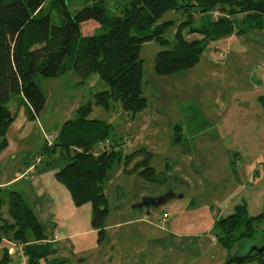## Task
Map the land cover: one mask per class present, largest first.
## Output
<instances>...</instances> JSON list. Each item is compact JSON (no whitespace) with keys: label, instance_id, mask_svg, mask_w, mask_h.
<instances>
[{"label":"rangeland","instance_id":"1","mask_svg":"<svg viewBox=\"0 0 264 264\" xmlns=\"http://www.w3.org/2000/svg\"><path fill=\"white\" fill-rule=\"evenodd\" d=\"M66 1L72 13L84 6L81 0ZM106 1L109 12L118 13L116 0ZM129 1L123 0L121 5ZM53 2L48 0L43 10L58 24ZM183 17L176 11L163 16V21L175 23L165 35L171 44ZM99 32L94 22L83 26L85 36ZM161 50L163 47L152 41L143 45L140 54L145 62L147 109L133 117L114 102L110 110L94 107L89 116L110 124L112 141H125L127 153L145 147L153 155L150 167L161 180L145 179L142 169L128 173L123 160L116 162L104 188L110 210L105 234L91 231L90 203L76 208L70 200L71 207L79 209L76 221L65 214V226L47 225L48 231L57 238L75 231L79 235L52 245L57 251L50 258L53 264H107L111 248L116 264H229L230 255L243 256L252 246L263 245L264 230L230 252L214 238L217 221L233 214L237 206L245 204L251 217L264 212V31L210 43L193 69L171 76L154 71ZM81 81L73 73L38 78L47 101L33 119L23 97L7 105L16 120L6 136L11 148L0 153V182L34 165L32 174L9 188L26 192L31 208L30 178L41 175L46 181L58 170L59 161L50 164V160H57L59 152L50 159L47 146L54 144L65 122L76 119L78 108L95 93L108 89L98 75ZM178 125L182 127L179 140L175 132ZM51 135L54 140L49 144L47 137ZM169 192L177 197L160 207L135 208L144 198H159ZM58 204L64 211L63 202ZM79 258L84 262L79 263ZM9 264H16L12 257Z\"/></svg>","mask_w":264,"mask_h":264},{"label":"trees","instance_id":"2","mask_svg":"<svg viewBox=\"0 0 264 264\" xmlns=\"http://www.w3.org/2000/svg\"><path fill=\"white\" fill-rule=\"evenodd\" d=\"M47 1L0 0V153L9 145L6 136L16 120L7 107L9 102L23 97L32 119L43 111L47 98L38 78L73 73L84 82L98 75L108 89L78 108L76 119L64 123L46 152L50 159L59 152L57 160H50V164L59 161L57 181L70 192L76 207L92 205V227L103 236L110 212L104 188L116 162L123 160L128 173L142 169L141 176L149 181L161 179L150 167L153 155L146 148L129 154L98 147L100 141L112 138V126L89 118L94 107L110 110L117 102L135 117L148 107L143 93L145 62L140 56L144 44L156 41L163 47L155 58L157 75L188 71L199 63L210 43L264 31V0H130L125 5L116 0L118 13L113 14L106 0H81L84 6L75 13L66 0H54L58 24L43 10ZM173 11L180 12L184 20L171 44L165 35L175 23L162 19ZM90 22L98 24L100 32L85 36L83 26ZM181 128L175 127L177 140ZM0 222V248L6 240L23 248L27 264H53L50 258L57 251L49 242L48 228L21 193L0 187ZM262 230L264 212L251 217L243 204L217 221L215 237L230 252ZM10 261L9 250L4 248L0 264ZM245 263L264 264V252L240 264Z\"/></svg>","mask_w":264,"mask_h":264},{"label":"crops","instance_id":"3","mask_svg":"<svg viewBox=\"0 0 264 264\" xmlns=\"http://www.w3.org/2000/svg\"><path fill=\"white\" fill-rule=\"evenodd\" d=\"M8 143H9V146L6 150L11 148V142L9 140H8ZM141 148H145V147H141ZM138 149H140V148H138ZM138 149H136V150H138ZM14 159H16L15 156H14ZM33 170H34V165H31V166L28 165V168L26 171H24V173H21V171L16 172V174L13 177H11L7 180H4L3 182H0V187L1 188H10L14 185L19 184L24 179L23 176H25V175L28 176L29 174H32ZM27 176H25V178ZM182 183L185 184L186 181L184 180ZM27 186H28L27 189H29V195H31L34 198V208H32V209L35 211V213L39 217V220L46 227H47V225H54L56 227L65 226V214L69 219L76 221V216H77V212L79 209L75 210V209H73V207H71L72 203L74 204L73 199L70 195H68V193H66V191H64L65 189L64 190L62 189L65 187L62 186L57 181V179L55 177V173L50 175V177L48 179H46V181H45V178L42 177L41 175H39V176L33 175L30 178V184H28ZM24 194H22V195L25 198L26 196H24ZM25 195H27V194H25ZM25 200L27 202L26 198H25ZM70 200H72V203ZM59 202H63V206L65 205L64 211H63V208H61V206H59V204H58ZM148 215H150V213H147V218H146L147 220L146 221H148V219H149ZM176 218H178L177 215H176ZM172 222H175V219H173ZM91 231L97 232L93 228ZM49 234H50V241L49 242L52 245L55 243H58L60 240L66 239L68 237H75V236L79 235V233L77 231H75V232L71 233L70 235H67L63 238H57L56 236H54V234H51L50 232H49ZM214 240L219 246H221L219 244V242L217 241L216 237L214 238ZM4 243L6 245H2L0 248V259L3 257L4 248H8L10 255L13 252V250H16V253H19V249L17 248V247H19V245L12 243V242H9V241H6V240L4 241ZM14 245H16V247H14ZM8 246H10V247H8ZM113 253H114L113 248H111V254L109 256H106L107 264H116L113 260V257H112ZM238 256H241V255H238ZM11 257L14 259V262L16 264L19 263L17 256L11 255ZM84 260H85L84 258H79L77 261L79 263H83ZM62 262H64V264H65V261H62Z\"/></svg>","mask_w":264,"mask_h":264},{"label":"water","instance_id":"4","mask_svg":"<svg viewBox=\"0 0 264 264\" xmlns=\"http://www.w3.org/2000/svg\"><path fill=\"white\" fill-rule=\"evenodd\" d=\"M175 197L177 196H175L172 192H169L167 195L163 197H159V198H148L147 197V198H144L143 201L139 203L135 208L143 209V208H150V207H160L168 203L170 200H172ZM263 252H264V243L261 247L254 245L252 246V248L246 255L236 256L234 259H231L229 264H233V263L240 264L246 259H248L252 254L254 253L261 254Z\"/></svg>","mask_w":264,"mask_h":264},{"label":"built area","instance_id":"5","mask_svg":"<svg viewBox=\"0 0 264 264\" xmlns=\"http://www.w3.org/2000/svg\"><path fill=\"white\" fill-rule=\"evenodd\" d=\"M53 138L54 136L52 135L47 137L49 144L53 142L54 140ZM98 147L102 150H115V151H122L123 153H127L125 141L115 142V141H112V139H106V140L100 141L98 144ZM39 161L40 160H37V162ZM14 247H16V245H14ZM17 248L19 249V253H16V250H13L11 255L17 256L19 260V264H27V259L24 254L23 248L21 246Z\"/></svg>","mask_w":264,"mask_h":264}]
</instances>
